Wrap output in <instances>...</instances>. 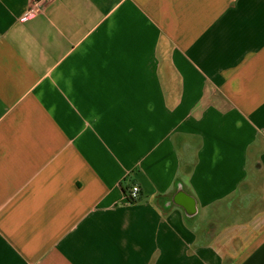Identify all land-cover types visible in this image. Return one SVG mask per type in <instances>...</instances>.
<instances>
[{"label": "crops", "instance_id": "1", "mask_svg": "<svg viewBox=\"0 0 264 264\" xmlns=\"http://www.w3.org/2000/svg\"><path fill=\"white\" fill-rule=\"evenodd\" d=\"M34 2L0 0V264H264V0Z\"/></svg>", "mask_w": 264, "mask_h": 264}, {"label": "water", "instance_id": "2", "mask_svg": "<svg viewBox=\"0 0 264 264\" xmlns=\"http://www.w3.org/2000/svg\"><path fill=\"white\" fill-rule=\"evenodd\" d=\"M171 203L185 209L188 217L198 214V207L195 198L185 192L182 185H179L177 193L173 196Z\"/></svg>", "mask_w": 264, "mask_h": 264}, {"label": "built area", "instance_id": "3", "mask_svg": "<svg viewBox=\"0 0 264 264\" xmlns=\"http://www.w3.org/2000/svg\"><path fill=\"white\" fill-rule=\"evenodd\" d=\"M50 1L51 0H35L33 6L27 14V17H34L42 13ZM127 196L130 203L138 201L140 197V188L138 186H133L127 192Z\"/></svg>", "mask_w": 264, "mask_h": 264}, {"label": "trees", "instance_id": "4", "mask_svg": "<svg viewBox=\"0 0 264 264\" xmlns=\"http://www.w3.org/2000/svg\"><path fill=\"white\" fill-rule=\"evenodd\" d=\"M129 191V189L127 190V192Z\"/></svg>", "mask_w": 264, "mask_h": 264}]
</instances>
